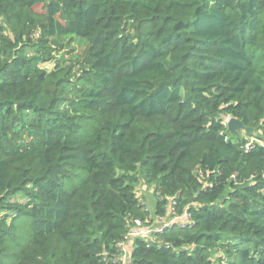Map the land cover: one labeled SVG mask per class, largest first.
Returning <instances> with one entry per match:
<instances>
[{"label": "trees", "instance_id": "obj_1", "mask_svg": "<svg viewBox=\"0 0 264 264\" xmlns=\"http://www.w3.org/2000/svg\"><path fill=\"white\" fill-rule=\"evenodd\" d=\"M140 186L130 264H264V0H0V264H127Z\"/></svg>", "mask_w": 264, "mask_h": 264}, {"label": "built area", "instance_id": "obj_2", "mask_svg": "<svg viewBox=\"0 0 264 264\" xmlns=\"http://www.w3.org/2000/svg\"><path fill=\"white\" fill-rule=\"evenodd\" d=\"M177 207L178 201L175 198H170L164 209L167 215L156 216V220H154V223L150 225L152 227L148 226L147 228L143 226L142 223L138 222V226L131 230V232L126 236L125 240L120 246L123 261H126L127 264H130L131 254L133 250H131V245L134 240L138 238H152L159 233H163L167 228L171 227L173 224L193 223L192 215L188 211H185L182 216H178ZM159 221L160 223L157 224V222Z\"/></svg>", "mask_w": 264, "mask_h": 264}, {"label": "rangeland", "instance_id": "obj_3", "mask_svg": "<svg viewBox=\"0 0 264 264\" xmlns=\"http://www.w3.org/2000/svg\"><path fill=\"white\" fill-rule=\"evenodd\" d=\"M38 11L39 12H42L41 11V8H39ZM74 46H75V49H76L74 51V53H70L71 51H69V49H67V50L64 51V53H67L66 54V57L71 58L75 54H78L79 55L80 53L84 52V48H85L84 46H82L80 44H73L72 47H74ZM28 54L32 55V52L31 51H28ZM53 67H54L53 64H51V65L48 66V68L50 70L53 69ZM228 119H230V118L229 117L224 118V124H227ZM241 134H242V136H245L246 135L244 132H242ZM139 194H140V196L142 198V203L148 209V211L150 213V217L152 219V221L149 223V225L145 226V227L148 228V226H150L152 223H154V220H156V216H158V215L155 214V207H156V204H157L158 196L155 193L154 188L153 187L151 188V187H148V186H144V187L140 186L139 187ZM159 223H160V221L157 222V224H159ZM150 227H152V226H150ZM221 256L222 255H219L218 254L216 256V258H220Z\"/></svg>", "mask_w": 264, "mask_h": 264}, {"label": "water", "instance_id": "obj_4", "mask_svg": "<svg viewBox=\"0 0 264 264\" xmlns=\"http://www.w3.org/2000/svg\"><path fill=\"white\" fill-rule=\"evenodd\" d=\"M228 132L232 135L239 136L241 132H244L248 137H252L255 134L253 128L247 127L244 122L237 118H230L227 121Z\"/></svg>", "mask_w": 264, "mask_h": 264}]
</instances>
